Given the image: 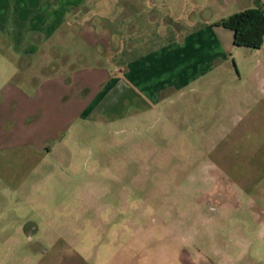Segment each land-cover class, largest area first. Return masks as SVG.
Returning a JSON list of instances; mask_svg holds the SVG:
<instances>
[{"label": "rangeland", "instance_id": "rangeland-1", "mask_svg": "<svg viewBox=\"0 0 264 264\" xmlns=\"http://www.w3.org/2000/svg\"><path fill=\"white\" fill-rule=\"evenodd\" d=\"M229 43L149 112L1 148L0 264H264V40Z\"/></svg>", "mask_w": 264, "mask_h": 264}, {"label": "crops", "instance_id": "crops-1", "mask_svg": "<svg viewBox=\"0 0 264 264\" xmlns=\"http://www.w3.org/2000/svg\"><path fill=\"white\" fill-rule=\"evenodd\" d=\"M258 5L264 0H0V119L11 129L0 131V149L41 151L73 123L151 111L164 92L226 64L233 33L214 24Z\"/></svg>", "mask_w": 264, "mask_h": 264}, {"label": "trees", "instance_id": "trees-1", "mask_svg": "<svg viewBox=\"0 0 264 264\" xmlns=\"http://www.w3.org/2000/svg\"><path fill=\"white\" fill-rule=\"evenodd\" d=\"M219 26L233 33V45L259 50L264 40V8L261 5L234 13L220 20Z\"/></svg>", "mask_w": 264, "mask_h": 264}]
</instances>
